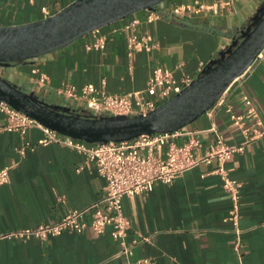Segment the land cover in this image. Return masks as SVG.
<instances>
[{"label": "crops", "instance_id": "1", "mask_svg": "<svg viewBox=\"0 0 264 264\" xmlns=\"http://www.w3.org/2000/svg\"><path fill=\"white\" fill-rule=\"evenodd\" d=\"M72 1L0 0V25L43 19ZM262 1L164 0L154 6L162 13L158 19L148 21L149 10L144 9L99 28V34L106 36L103 49L85 48L94 39L90 32L37 58L0 66V74L48 103L74 109L84 105L58 92L62 82L77 87L90 83L123 94L144 89L156 66L172 70L176 80L194 79L231 43ZM179 4L203 7L182 17L171 15ZM134 21L132 32L152 36L151 51L129 54L126 25ZM41 74L47 76L46 82L40 81ZM245 94L264 121V48L227 88L224 104L185 129L202 131L214 125L225 143L244 142L240 129L230 124L226 107L244 113ZM251 122L247 120L248 125ZM5 125V114L0 112V168L8 167V179L0 186V264H128L145 257L154 264H264V135L246 142L224 163L229 176L241 182L237 226L227 219L231 199L214 171L218 162L213 158L171 183H155L146 194L122 197V212L130 222L124 243L132 249L126 256L116 254L123 244L112 237V225L100 234L90 228L81 233L66 230L45 240L1 237L55 222L70 209L86 208L101 197L105 185L91 165L77 170L84 154L58 143L39 144L43 133L38 127L20 134L4 129ZM197 136L201 146L194 152L201 154L213 143L214 134L203 131ZM84 219L90 222L91 212Z\"/></svg>", "mask_w": 264, "mask_h": 264}, {"label": "built area", "instance_id": "2", "mask_svg": "<svg viewBox=\"0 0 264 264\" xmlns=\"http://www.w3.org/2000/svg\"><path fill=\"white\" fill-rule=\"evenodd\" d=\"M202 7V5L194 7L179 4L172 8L170 14L182 17L187 14L197 13ZM42 10L46 13L44 7ZM147 10H149L148 21L162 16V13L155 10L154 7ZM135 22L126 25L129 54L140 50L151 51L155 47L152 36L148 33L137 34L132 32ZM98 31L99 29L92 30L94 39L85 45L86 49L104 48L106 36L99 34ZM260 55L261 52L256 57ZM241 76L234 79L233 82ZM192 80L188 76H183L180 80H176L172 70L156 66L152 69L145 88L141 90L116 94L106 92L103 88H97L90 83L77 87L73 84L62 82L58 92L73 101H81L84 106L77 109L80 113L95 116H133L154 110L167 99L179 93ZM40 81L46 82L47 76L41 74ZM223 95L205 113L211 114L221 107L224 104ZM243 101L247 107L244 113L236 114L229 106L226 107L230 124L238 127L245 138L244 142L240 144L225 143L222 134L214 125L202 131L186 130L185 126L173 132H153L151 134H142L129 140H110L103 143L90 144L43 126L35 119L16 110L6 101L0 99V112L4 113L6 117L4 129L24 134L27 128L38 127L43 133V137L38 140L39 144L58 143L84 154L85 160L77 167V170L91 165L105 181L103 194L90 206L83 209H70L55 222L43 223L36 227L16 229L1 237L45 240L66 230L81 233L90 228L93 233L100 234L107 225H112V237L123 244V248L116 254L129 256L132 254V249L124 243V239L130 222L122 212V197L125 195L146 194L151 191L155 183H171L186 170L199 163L210 162L213 158H216L218 162L214 171L221 175L222 186L231 199V207L227 219L234 226H237L240 217L241 182L229 176L228 169L224 166V163L230 158L232 153L241 151L246 142L264 135V121L254 108L250 97L246 94L243 95ZM249 119L252 122L248 125L247 120ZM203 131L212 132L214 141L206 152L196 154L194 149L201 146V140L197 135ZM178 136H187V139L184 142L177 143L173 139ZM7 179L8 167L5 166L0 168V186ZM87 212H91L90 222L84 219V215ZM128 264L154 263L150 258L145 257Z\"/></svg>", "mask_w": 264, "mask_h": 264}, {"label": "water", "instance_id": "3", "mask_svg": "<svg viewBox=\"0 0 264 264\" xmlns=\"http://www.w3.org/2000/svg\"><path fill=\"white\" fill-rule=\"evenodd\" d=\"M164 0H74L56 13L23 24L0 25V66L26 61L74 40L152 9ZM238 37L209 60L179 93L154 110L133 116H95L68 105L48 103L0 74V99L50 129L87 143L122 141L153 132L179 130L204 114L241 76L264 48V0L239 30Z\"/></svg>", "mask_w": 264, "mask_h": 264}, {"label": "trees", "instance_id": "4", "mask_svg": "<svg viewBox=\"0 0 264 264\" xmlns=\"http://www.w3.org/2000/svg\"><path fill=\"white\" fill-rule=\"evenodd\" d=\"M238 35H239V31H236V32L233 34V38L238 37Z\"/></svg>", "mask_w": 264, "mask_h": 264}, {"label": "rangeland", "instance_id": "5", "mask_svg": "<svg viewBox=\"0 0 264 264\" xmlns=\"http://www.w3.org/2000/svg\"><path fill=\"white\" fill-rule=\"evenodd\" d=\"M2 77H4L3 75H1ZM13 83V82H12ZM15 84V83H14Z\"/></svg>", "mask_w": 264, "mask_h": 264}]
</instances>
